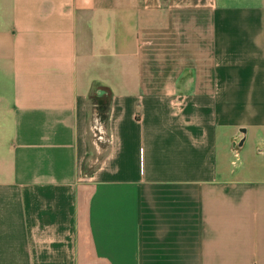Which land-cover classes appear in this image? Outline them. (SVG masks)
Here are the masks:
<instances>
[{
  "label": "crops",
  "instance_id": "0c3cea01",
  "mask_svg": "<svg viewBox=\"0 0 264 264\" xmlns=\"http://www.w3.org/2000/svg\"><path fill=\"white\" fill-rule=\"evenodd\" d=\"M0 264H264V0H0Z\"/></svg>",
  "mask_w": 264,
  "mask_h": 264
},
{
  "label": "built area",
  "instance_id": "2783aa9c",
  "mask_svg": "<svg viewBox=\"0 0 264 264\" xmlns=\"http://www.w3.org/2000/svg\"><path fill=\"white\" fill-rule=\"evenodd\" d=\"M92 135L96 144L102 143L105 140L104 126L101 120H99L97 117L95 118L92 125ZM239 149V142L237 140V142L233 145V152L235 157L239 156Z\"/></svg>",
  "mask_w": 264,
  "mask_h": 264
},
{
  "label": "rangeland",
  "instance_id": "374dc122",
  "mask_svg": "<svg viewBox=\"0 0 264 264\" xmlns=\"http://www.w3.org/2000/svg\"><path fill=\"white\" fill-rule=\"evenodd\" d=\"M91 136V135H90ZM102 144V143H101ZM99 146V153H97V151L94 149L93 145H91V150H90V154H89V163L88 165L90 164L92 168L94 165L98 164L99 161L101 160V158L104 156V153H105V148H106V144H103ZM233 155H234V152H233ZM239 157V158H238ZM238 157H234L232 158V160L235 161V165H239L240 163L242 164V159H241V156H238ZM97 160V161H96ZM89 165V166H90Z\"/></svg>",
  "mask_w": 264,
  "mask_h": 264
},
{
  "label": "trees",
  "instance_id": "16d2710c",
  "mask_svg": "<svg viewBox=\"0 0 264 264\" xmlns=\"http://www.w3.org/2000/svg\"><path fill=\"white\" fill-rule=\"evenodd\" d=\"M97 110H98V115L99 117H101V120L104 121V123L107 122V118H108V111H109V108H108V104L104 101H99L97 103Z\"/></svg>",
  "mask_w": 264,
  "mask_h": 264
}]
</instances>
